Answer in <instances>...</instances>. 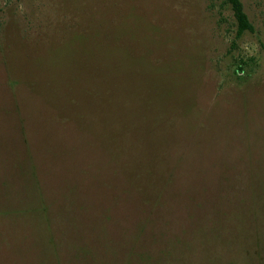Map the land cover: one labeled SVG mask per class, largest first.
Instances as JSON below:
<instances>
[{"label": "rangeland", "instance_id": "1", "mask_svg": "<svg viewBox=\"0 0 264 264\" xmlns=\"http://www.w3.org/2000/svg\"><path fill=\"white\" fill-rule=\"evenodd\" d=\"M241 1L236 38L221 0H0V264H264Z\"/></svg>", "mask_w": 264, "mask_h": 264}, {"label": "trees", "instance_id": "2", "mask_svg": "<svg viewBox=\"0 0 264 264\" xmlns=\"http://www.w3.org/2000/svg\"><path fill=\"white\" fill-rule=\"evenodd\" d=\"M221 3L229 6L232 11L233 19L235 21V37L239 38L244 32L253 31V25L249 21L247 14L244 11L243 3L241 0H221ZM247 63L244 61H238L234 64L233 74L237 77H241L243 67H246Z\"/></svg>", "mask_w": 264, "mask_h": 264}]
</instances>
